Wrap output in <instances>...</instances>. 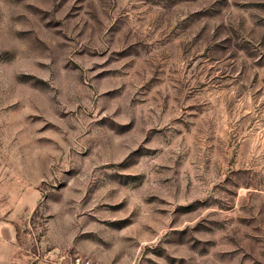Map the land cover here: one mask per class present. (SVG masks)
<instances>
[{
	"label": "rangeland",
	"instance_id": "374dc122",
	"mask_svg": "<svg viewBox=\"0 0 264 264\" xmlns=\"http://www.w3.org/2000/svg\"><path fill=\"white\" fill-rule=\"evenodd\" d=\"M9 264H264V0H0Z\"/></svg>",
	"mask_w": 264,
	"mask_h": 264
},
{
	"label": "crops",
	"instance_id": "0c3cea01",
	"mask_svg": "<svg viewBox=\"0 0 264 264\" xmlns=\"http://www.w3.org/2000/svg\"><path fill=\"white\" fill-rule=\"evenodd\" d=\"M13 252L14 246L9 245L5 240L0 239V264H9L14 258V255L12 254Z\"/></svg>",
	"mask_w": 264,
	"mask_h": 264
},
{
	"label": "built area",
	"instance_id": "2783aa9c",
	"mask_svg": "<svg viewBox=\"0 0 264 264\" xmlns=\"http://www.w3.org/2000/svg\"><path fill=\"white\" fill-rule=\"evenodd\" d=\"M71 264H98V263L90 258L74 256L71 260Z\"/></svg>",
	"mask_w": 264,
	"mask_h": 264
}]
</instances>
